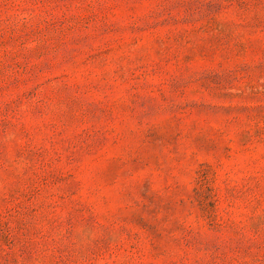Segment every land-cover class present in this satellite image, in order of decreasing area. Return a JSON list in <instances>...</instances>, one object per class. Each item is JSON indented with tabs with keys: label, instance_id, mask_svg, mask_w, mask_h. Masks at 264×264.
<instances>
[{
	"label": "rangeland",
	"instance_id": "1",
	"mask_svg": "<svg viewBox=\"0 0 264 264\" xmlns=\"http://www.w3.org/2000/svg\"><path fill=\"white\" fill-rule=\"evenodd\" d=\"M0 264H264V0H0Z\"/></svg>",
	"mask_w": 264,
	"mask_h": 264
}]
</instances>
